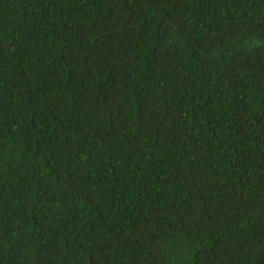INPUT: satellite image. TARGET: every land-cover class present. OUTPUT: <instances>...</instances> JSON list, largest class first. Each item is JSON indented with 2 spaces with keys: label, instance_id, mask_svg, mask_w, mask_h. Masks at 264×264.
I'll list each match as a JSON object with an SVG mask.
<instances>
[{
  "label": "trees",
  "instance_id": "trees-1",
  "mask_svg": "<svg viewBox=\"0 0 264 264\" xmlns=\"http://www.w3.org/2000/svg\"><path fill=\"white\" fill-rule=\"evenodd\" d=\"M0 264H264V0H0Z\"/></svg>",
  "mask_w": 264,
  "mask_h": 264
}]
</instances>
